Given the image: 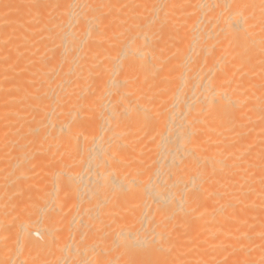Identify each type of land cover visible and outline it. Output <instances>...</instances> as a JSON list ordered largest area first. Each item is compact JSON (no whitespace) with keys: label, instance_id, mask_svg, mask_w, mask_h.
<instances>
[{"label":"bare ground","instance_id":"1","mask_svg":"<svg viewBox=\"0 0 264 264\" xmlns=\"http://www.w3.org/2000/svg\"><path fill=\"white\" fill-rule=\"evenodd\" d=\"M0 264H264V0H0Z\"/></svg>","mask_w":264,"mask_h":264}]
</instances>
